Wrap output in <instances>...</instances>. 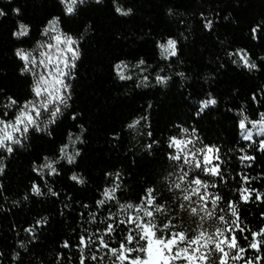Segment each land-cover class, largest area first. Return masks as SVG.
<instances>
[{
  "label": "trees",
  "instance_id": "trees-1",
  "mask_svg": "<svg viewBox=\"0 0 264 264\" xmlns=\"http://www.w3.org/2000/svg\"><path fill=\"white\" fill-rule=\"evenodd\" d=\"M117 7L131 11L121 15ZM0 9L7 13L0 17V114L7 111L11 118L18 106L33 99V77L21 74L15 52L35 48L50 19L60 17V32L76 41L79 52L68 81L67 107L55 123L47 131L31 132L22 146H13L12 154L0 149V264H80L79 236L102 232L109 214L119 211L115 201L96 207L103 188L116 184L118 200L125 204H138L145 189L153 187L157 203L168 209L167 219L190 226L178 208V191H170L166 180L178 171L168 159V143L170 136L184 135L180 128L189 135L195 130L201 146L220 149L227 183L210 190L222 195L225 211L226 202L235 200L243 226L251 231L264 227V201L255 199L256 192L264 194V152L259 151L264 137L243 141L239 128L240 120L247 117L245 123H250L264 113V0H94L79 5L71 16L60 0H0ZM209 20L211 29L205 27ZM20 23L29 26V34L16 39L12 34ZM169 39L176 41V55L162 61L158 46ZM238 50L257 67L236 65L233 55ZM141 60L152 75L168 78L164 85L140 88L135 80L117 78L116 64ZM8 97L18 105L5 109ZM209 97L217 103L198 116L201 102ZM69 134L80 137L74 163L58 161L59 175L38 176L33 167L44 157L56 160ZM244 154L255 159L241 162ZM73 174L84 183L71 180ZM241 174L248 177L246 185ZM33 183L42 195L31 192ZM241 186L253 190L247 202L239 200L236 190ZM49 188L58 195L52 196ZM90 213L96 215L91 223ZM38 220L43 221L39 226ZM124 234L117 225L106 239L116 248ZM65 241L70 247H63ZM241 244L247 247L243 238ZM257 254L264 257V245L259 253L249 249L244 257ZM84 255L86 264L114 260L107 250L97 251L96 244Z\"/></svg>",
  "mask_w": 264,
  "mask_h": 264
},
{
  "label": "snow or ice",
  "instance_id": "snow-or-ice-1",
  "mask_svg": "<svg viewBox=\"0 0 264 264\" xmlns=\"http://www.w3.org/2000/svg\"><path fill=\"white\" fill-rule=\"evenodd\" d=\"M86 0H60L64 6L66 15H74L79 5ZM100 3L101 0H96ZM116 12L121 15H128L130 9L125 11L121 7H117ZM19 14V9H14ZM4 9H0V17L6 16ZM60 17L56 16L50 19L47 26L43 29L42 35L49 36L50 41L47 44H41L38 49L32 51L18 48L15 56L22 62L21 74L31 72L34 78L31 91L33 99L27 100L23 105L18 106V110L12 119H0V149L8 154L14 152V145H21L22 140L35 132H44L48 130L50 124L55 123L62 109L60 105L67 107L66 95L67 89L70 87L66 83L70 71L75 67V61L79 58V52L74 47L76 41L71 36L58 32L57 25ZM212 21H208L205 27L212 28ZM253 38H256L257 29L253 28ZM29 34V26L20 23L13 36L16 39L26 37ZM161 54L165 57L176 55V41L169 39L166 44H160ZM53 50H55L53 52ZM38 54H34L37 53ZM240 56L243 66L248 69H255L256 64L251 63L247 59V55L243 50L236 53ZM140 64H144L141 60ZM127 66L123 62L116 64V75L120 80H127L131 77L125 75L124 69ZM42 69L37 73L36 69ZM180 75H183L181 73ZM146 79V78H145ZM168 78L157 76V83H164ZM8 103L5 109L17 106L18 102L8 97ZM255 99V97H253ZM217 101L209 97L201 102L200 113L204 112L211 105H215ZM8 116V112L0 114ZM46 116V119H45ZM75 119V116H73ZM247 117L239 121L240 136L244 141H252L255 129V135L264 137V113L260 114L259 120L251 121V128L247 127L245 121ZM135 123V122H134ZM133 127V125H129ZM180 132L184 136L169 137V153L168 159L178 163L180 171L178 173L170 172L166 180L170 181L169 190H178L181 193L182 202L178 205L180 211H187L190 216L198 217L197 226L192 229L194 235L189 236L188 231L180 228L168 220L163 224L157 223V214L167 215L168 209L165 204L157 203V197L154 195L155 189L148 187L145 189L144 195L141 196L138 204L120 203L117 197L119 185L109 188H103L101 198L96 200V207L101 208L110 202L115 201L119 211L117 214H109L104 223L102 232L98 234L80 235L78 239V247L80 251V264H86L85 249L93 244L97 245V251L100 249L107 250L114 257L112 264H209V257L214 256L217 264H233L239 260H243V264H259L264 259L259 254L255 258L245 259L244 254L249 250L256 253L261 251L264 245V227L258 231H251L243 226L239 212L237 210V202L235 200L227 201V209L221 206L224 198L219 191H211L219 187V182L227 183V178L223 170V164L226 163L220 155V149L212 144L197 146L199 137L195 136V130L191 135L188 129L180 128ZM51 135V133H49ZM71 144H75L80 140L77 136L72 139L71 134L68 137ZM151 147V145H149ZM243 151V150H241ZM259 151L264 152V140L260 141ZM75 155H79L78 152ZM75 155L69 151V144H63L59 148V156L56 160H50L44 157V162L33 167V171L43 178L45 173L47 176L59 175L58 169L55 167L58 161L66 160L68 164H73ZM255 157L251 155H241L239 160L252 161ZM182 165V166H181ZM186 166V168L184 167ZM250 166V165H249ZM3 164L0 163V172H3ZM193 169L196 170L193 174ZM200 173L206 177H212L209 181L202 179ZM107 175L111 176V173ZM175 175V180L170 178ZM119 178V173L116 174ZM76 183L83 184L84 180L73 174L70 177ZM241 181L244 185L248 183V177L241 174ZM52 196L58 194L51 188L48 189ZM240 202H247L252 196V189L241 186L237 190ZM31 192L34 195H42L41 188L33 183ZM195 197V199H193ZM27 199V197L25 198ZM255 199L264 201V194L255 193ZM87 208L88 205H83ZM123 214L124 219H119V215ZM91 219L89 223L96 220L94 213L89 214ZM209 221L215 222L209 227L205 224ZM43 221H36L37 226ZM117 225L122 226L125 234L119 241V246L111 247L106 237H111L116 230ZM32 232V229H25ZM34 234V233H33ZM241 238L247 243V247L241 244ZM23 247V245H21ZM63 247H70L67 241ZM133 253H139L132 255ZM92 260H97L96 255L91 256ZM103 257H101V260Z\"/></svg>",
  "mask_w": 264,
  "mask_h": 264
},
{
  "label": "rangeland",
  "instance_id": "rangeland-1",
  "mask_svg": "<svg viewBox=\"0 0 264 264\" xmlns=\"http://www.w3.org/2000/svg\"><path fill=\"white\" fill-rule=\"evenodd\" d=\"M90 1H94V0H86V2H90ZM56 27H57L58 32H60V30L58 28V25ZM50 37H51V34L49 36L42 35V38H41L40 42L32 50H34V49L39 50L38 49V46L41 45V44H47L50 41ZM166 42H164L163 44H166ZM74 47L77 49V45L76 44L74 45ZM54 51L55 50H53V52ZM34 54H38V52L37 53H34ZM158 55H159L160 60H162V61H167L170 58L174 57V56H167V57H165L164 55H162L161 54V49L159 48V46H158ZM233 61H234V63L236 65H238L240 67H244L243 66V63H242V61L240 59V56L237 55L236 53L233 55ZM123 64L127 66L124 69L125 75H127V76H129L131 78L130 79H127V80H120L119 77L117 76V78L120 81L135 80V82L139 85L140 88H149V87H152V86H162V85H164V83H157L156 77L158 75H152L151 72H150V70H149V68L141 65L140 63L139 64H134V65H129V64H125V63H123ZM244 68H246V67H244ZM246 69H248V68H246ZM72 70H73V68L70 71V75L66 79V83L67 84H68V81H69V79L71 77ZM41 71H42V69H40V68H37L36 69V72L37 73H39ZM29 73L33 77L32 73L31 72H29ZM33 81H34V78H33ZM67 94H68V89H67L66 95ZM63 106L64 105H60L61 109H62ZM16 111L17 110H14V114H15ZM11 118H13V117H11ZM11 118H9V115H8V116H5V118H3V119H11ZM45 119H46V116H45ZM246 125H247V127L251 128V123H246ZM253 132H254L253 140L252 141H247V142H256V141H259V140H261L263 138L261 136L255 135V129H253ZM182 136H184V135H182ZM72 139L75 140V138H72ZM68 144H69V151L72 152L75 155L77 142L75 144H71V142L68 141ZM197 146L199 147V146H201V144L200 143H197ZM62 161L66 162V160H62ZM174 165L178 169V171L176 172V173H178L180 171V166H178V163L177 162H174ZM184 167L186 168V166H184ZM195 172H196V170L193 169V174H195ZM200 175H201V177L204 176L203 173H200ZM172 180L173 181L175 180V175L172 177ZM177 194L179 196L178 199H180V203H181L182 202V200H181V193L178 191ZM193 199H195V197ZM183 213L188 218V220L190 222L189 223L190 226H183V224L182 225L181 224L179 225V224H177V222H173V221H171V222L173 224H175V225L180 226V228H182L184 230H187L189 236L194 235L195 233L192 232V229H195L196 228L197 222H198V217L190 216L187 211H183ZM168 220H171V219H167V215L165 216V215L157 214V223L158 224L166 223V222H168ZM214 223L215 222H213V221H209L208 223L205 224V227L207 228V227H209L210 225H212ZM237 263H238V261L235 262V264H237ZM176 264H180V262L178 261V262H176ZM209 264H217L214 256H210L209 257ZM229 264H233V262L232 261H229Z\"/></svg>",
  "mask_w": 264,
  "mask_h": 264
}]
</instances>
